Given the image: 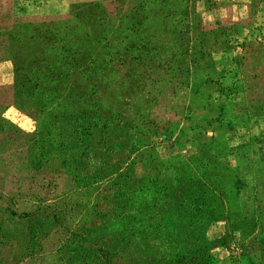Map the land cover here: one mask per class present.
<instances>
[{
  "label": "rangeland",
  "instance_id": "obj_1",
  "mask_svg": "<svg viewBox=\"0 0 264 264\" xmlns=\"http://www.w3.org/2000/svg\"><path fill=\"white\" fill-rule=\"evenodd\" d=\"M0 264H264V0H0Z\"/></svg>",
  "mask_w": 264,
  "mask_h": 264
},
{
  "label": "crops",
  "instance_id": "obj_2",
  "mask_svg": "<svg viewBox=\"0 0 264 264\" xmlns=\"http://www.w3.org/2000/svg\"><path fill=\"white\" fill-rule=\"evenodd\" d=\"M22 9H23V7H22ZM25 11H26V9H25ZM21 14L23 15V11L21 9H19V11L16 13V16L18 17V15H21ZM21 17H23V16H21ZM27 17L28 16L25 14V18H27Z\"/></svg>",
  "mask_w": 264,
  "mask_h": 264
},
{
  "label": "trees",
  "instance_id": "obj_3",
  "mask_svg": "<svg viewBox=\"0 0 264 264\" xmlns=\"http://www.w3.org/2000/svg\"><path fill=\"white\" fill-rule=\"evenodd\" d=\"M65 110H66V108H64ZM103 127V125L100 127V128H102ZM100 141V140H99ZM101 142H102V140H101ZM135 196H136V193H135Z\"/></svg>",
  "mask_w": 264,
  "mask_h": 264
}]
</instances>
